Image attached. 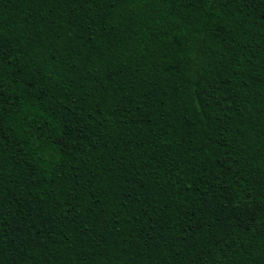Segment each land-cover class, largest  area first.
<instances>
[{
    "label": "trees",
    "instance_id": "1",
    "mask_svg": "<svg viewBox=\"0 0 264 264\" xmlns=\"http://www.w3.org/2000/svg\"><path fill=\"white\" fill-rule=\"evenodd\" d=\"M0 126V264H264V0H0Z\"/></svg>",
    "mask_w": 264,
    "mask_h": 264
},
{
    "label": "snow or ice",
    "instance_id": "2",
    "mask_svg": "<svg viewBox=\"0 0 264 264\" xmlns=\"http://www.w3.org/2000/svg\"><path fill=\"white\" fill-rule=\"evenodd\" d=\"M5 132L6 130L2 126H0V152L11 150L12 152L19 155L20 153L17 152V148L19 147V145L12 139H8L7 142H5Z\"/></svg>",
    "mask_w": 264,
    "mask_h": 264
}]
</instances>
